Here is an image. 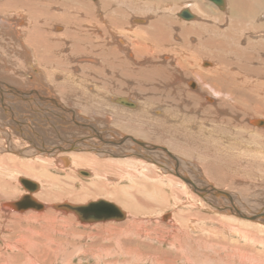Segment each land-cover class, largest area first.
I'll return each instance as SVG.
<instances>
[{
    "label": "bare ground",
    "instance_id": "bare-ground-1",
    "mask_svg": "<svg viewBox=\"0 0 264 264\" xmlns=\"http://www.w3.org/2000/svg\"><path fill=\"white\" fill-rule=\"evenodd\" d=\"M223 2L221 8L215 5L222 12L211 21L207 20L205 4L191 0V7L185 8L193 18L179 16L183 7L176 11L183 23L169 31L168 15L175 13L170 0H0V12L9 15L7 10H11L15 16L10 22L8 15L4 18L0 13V28L19 41L22 49L17 47L15 53L24 60L27 70L23 73L30 83L16 87L0 80V133L5 141L0 146V169L12 168L14 179V186L0 190V213L16 223H47L46 234H65L53 221L58 215L73 213L79 223L74 224L84 229L68 233V240L60 244L51 235L28 228L29 235H19L13 242L0 237L2 249L13 252L15 247L22 254L21 264H39L43 261L35 244L46 246L44 252L55 257L63 253V246L74 245L70 254L92 257L90 264H101L105 258L103 264H120L111 254L123 246L127 258L121 264H135L132 259L141 252L130 248L129 238L134 235L139 237L135 244L145 245L142 252L146 260L173 264L180 257L186 264H197L185 240L189 239L187 229L200 216L197 210L202 208L214 213L209 217L212 225L245 243L254 242L255 247L263 243L264 237L259 240L253 229L264 226V193L259 188L264 184L259 181L249 187L238 183L240 178L231 170L230 161L234 155L239 158L236 163L233 158L235 168L237 163L243 167L244 160L264 166V19L259 14H264V0ZM196 13L200 18L196 19ZM203 30H207L206 36L201 39ZM179 37L180 42H174ZM21 38L34 48L42 46L43 51L36 52L38 57L29 56ZM54 46L59 48L47 55L46 49ZM9 58L4 56L0 61L12 63ZM84 67L95 73L80 75V79L79 68ZM134 89L141 98L130 94ZM161 95L166 105L155 107ZM119 98L133 106L116 100ZM25 157L30 158L25 162ZM50 169L61 171L64 178L48 174ZM129 169H136L137 179L141 176L139 181L132 177L134 191L121 187L122 182L121 186H108L111 183L106 179L114 178L107 174L115 172L112 176L120 179ZM208 169L213 179L207 176ZM78 171L85 174L74 175ZM155 176L168 190L173 186L181 189L183 193L178 192L183 197L174 194L173 204L183 211L161 207L153 195ZM20 179L32 183L31 192ZM20 186L23 191L15 194ZM13 194L15 200L5 201ZM112 194L116 202L102 198ZM23 195L31 196L42 208L15 210L7 204L21 201ZM89 197L116 204L123 217L80 222L77 209L94 201H87ZM157 206L163 211L153 217ZM187 207L189 211H185ZM193 209L197 210L193 213ZM218 215L229 219L228 224H222ZM68 219L60 220L63 230L69 226ZM108 228L115 230L117 237L124 234L127 240L123 243L112 234L104 235ZM198 238L200 242L202 238ZM69 239H79L81 244L84 240L85 244L75 246L78 240ZM226 241L219 243L224 249L217 255L219 264H264L256 249L249 251L245 243ZM154 242L175 247V254L166 249L158 252ZM3 254L0 264H11Z\"/></svg>",
    "mask_w": 264,
    "mask_h": 264
},
{
    "label": "rangeland",
    "instance_id": "rangeland-1",
    "mask_svg": "<svg viewBox=\"0 0 264 264\" xmlns=\"http://www.w3.org/2000/svg\"><path fill=\"white\" fill-rule=\"evenodd\" d=\"M173 1H175V2H173ZM190 1L191 0H170V3L172 4V7L171 8H173V9H175V13L173 14L174 16H172V15H168V21H171V22H169L170 23V26H169V28H167L169 31L170 30H172V26H173V29L175 28V29H179V26H181L179 23H183V19H181L180 17H178L177 15H176V11L178 12V11H180L183 7L185 8V7H191L190 6ZM198 1H200L202 4H205L204 5V9H205V11H206V13H207V20H211L212 21V19L211 18H214L215 16L214 15H216V13H219V12H222V11H220V10H218V8L213 4V3H211L210 1H208V0H198ZM204 1V2H203ZM208 1V2H207ZM206 2V3H205ZM210 2V3H209ZM175 3V4H174ZM185 5V6H184ZM9 8H12V7H10V5H9ZM209 8V10H207ZM214 8V9H213ZM216 8V9H215ZM211 13H210V12ZM219 11V12H218ZM7 12L9 13V15L8 14H5L6 13V11L5 12H0L1 13V15L2 16H4V18H6L7 17V15H8V17L6 18L7 20L8 19H10V22H12L13 20H14V12H12L11 10H7ZM12 13V14H11ZM5 14V15H4ZM197 14V13H196ZM247 14V13H246ZM260 14V18H262V19H264V14L262 13V12H260L259 13ZM0 15V16H1ZM16 15V14H15ZM1 16V17H2ZM14 16V17H13ZM171 16V17H170ZM209 16V17H208ZM214 16V17H213ZM0 17V18H1ZM10 17V18H9ZM178 17V18H177ZM198 18H200V15L199 14H197V16H196V19H198ZM181 19V20H180ZM205 20H206V18H204ZM174 20H176V23H174V24H172L173 23V21ZM186 20H184V22H185ZM187 22V21H186ZM175 24H177V25H175ZM86 28L87 29H90V27L89 26H86ZM167 29H165V30H167ZM206 31L207 30H203L202 31V33H201V35H200V37L199 38H204L205 36H206ZM0 34L3 36L4 35V37H2L1 35H0V58L1 57H4L5 56V58L7 59V57L9 58V57H12L13 58V60L11 59V58H9L8 60L11 62L12 61V63H8V64H6V62L5 63H3V60H1L0 61V76H1V81L2 82H5L6 84H10V85H13V86H15L16 85V87H22L23 85L24 86H26V85H28V84H30L29 83V81H28V79H27V77H26V75L23 73V72H25V69L27 70V68H26V64H24L25 62H24V60L22 59V57L20 56V55H18V54H16L15 53V51L17 50V47L19 48V50L20 49H22V47L19 45V41H15V39L14 38H16L15 36L13 37V36H11V34H7V32L6 31H4V29H2V27L0 28ZM191 37H192V35H190ZM6 37H8V38H6ZM197 37V36H196ZM192 38H194V37H192ZM195 39V38H194ZM180 40H181V38L179 37L176 41H174V42H180ZM21 41H22V43H23V45L25 46L24 48H26L27 49V51L29 52V56H32V57H36L37 56V54H36V52L38 53V52H42L43 50V47L41 46V47H39L38 48V46H36L35 48H36V50H35V48L34 47H32L31 45H29L28 43H26V40H25V42L23 41V38H21ZM7 46V47H6ZM15 46H16V48H15ZM28 47V48H27ZM64 47V49H66L67 48V50H68V46H63ZM59 47L58 46H54V47H51L49 50L48 49H46V53H47V55H49V56H51L53 53H54V50H57ZM54 49V50H53ZM29 50H31V51H29ZM52 51H53V53H52ZM34 52V53H33ZM8 54V55H7ZM13 54H15V55H13ZM32 54V55H31ZM4 55V56H3ZM10 55H12V56H10ZM16 55H18L19 56V59H18V56H16ZM36 55V56H35ZM15 56V57H14ZM17 57V58H16ZM38 57V56H37ZM18 60V61H17ZM35 60V59H34ZM8 61V62H9ZM17 61V62H16ZM36 61V60H35ZM13 62H15L14 63V65L15 64H17L18 65V67H17V65H13ZM37 62V61H36ZM7 65V66H6ZM5 68H4V67ZM9 66H11L12 68H10ZM23 66V67H22ZM205 66V65H204ZM15 67V68H14ZM4 68V69H3ZM7 68V70H5ZM17 68V69H16ZM86 68H89V67H84V68H82L81 70H80V68H79V72H78V74H79V77H80V75L83 77V76H85L86 74H88V73H95V72H93L92 70H90V69H88V70H86ZM17 71H16V70ZM19 69V70H18ZM23 69V70H22ZM2 70V71H1ZM4 70V71H3ZM9 70H11V71H9ZM12 70H13V72H12ZM19 71V72H18ZM22 71V72H21ZM4 72V73H3ZM77 74V75H78ZM4 75H6V76H4ZM15 75L17 76V77H15ZM9 76V77H8ZM25 76V77H24ZM120 76L121 75H118V77L120 78ZM82 77H80V79L82 78ZM11 80H13L12 82L10 81V79ZM26 78V79H25ZM15 82V83H14ZM17 83V84H16ZM23 83V84H22ZM18 85V86H17ZM157 86V88H159V87H161V85H157L156 83L154 84V86ZM114 91V93L113 94H115V90H113ZM136 91V92H135ZM130 94H132L134 97H136V99L137 98H141L140 96H139V92H138V90L136 89H134L133 90V92L131 91L130 92ZM141 94V93H140ZM142 96H144V94L142 95ZM161 97H162V100L160 101V99H158V97H157V100L159 101L158 103H156V104H154V106L155 107H157V106H160V108L161 107H163L164 105H166V103L163 101V96L161 95ZM156 100V101H157ZM167 102H169V101H167ZM163 105V106H162ZM3 133H0V146H4V140H3ZM24 158V157H23ZM27 158H30V157H25V159H23L25 162L28 160ZM189 158V157H188ZM232 159H231V165H230V167H231V170L233 171V173H234V175L236 174V176H239V180L237 181L238 183H240L241 184V182L243 183V185H248L249 187H252V185H254V184H256V183H258L259 181H260V184H264V166H259V164H257L256 165V163L254 164L253 162H251V160H244L245 162H246V164H244V166L242 167V165L243 164H240V163H237L238 165H241V166H239L238 167V165H236V168L235 167H233L234 166V164H232V162H233V158L235 159L236 157H234V155L231 157ZM189 160H192V159H190L189 158ZM236 161H235V163L239 160V158L238 159H235ZM187 161V160H186ZM249 163H248V162ZM8 162V161H7ZM241 163H244L243 162V160L241 161ZM8 164H10V163H8ZM248 164V165H247ZM254 164V165H253ZM262 165H264V161H263V159H262ZM148 166H150V165H148ZM259 168V169H258ZM2 169H4V170H2ZM2 169H0V190L2 189V190H7V188L8 187H12V186H14V179H13V177H11L12 176V168H10V169H8V168H6V167H4V168H2ZM237 169H240V172L239 173H236V171H237ZM11 170V171H10ZM133 170V171H132ZM245 170H247V171H245ZM116 171V170H115ZM132 171V172H131ZM136 171V169H129L128 170V172H124V177L123 178H120V179H117L116 178V176H112V175H114V173L115 172H111L110 174H107L108 176H110V177H112V178H114V180H118L116 183H115V181L113 180V181H109V179L107 180L106 179V183L107 182H110L111 184H109L108 186L109 187H111V185H113V186H121V184H122V186L121 187H124V188H128V190L129 191H134L132 188H131V185L132 184H134V182H132L133 180H136V181H139V179L141 178V176H138V179H137V176L136 177H134V172ZM258 171H259V173H258ZM7 172V173H6ZM49 173L48 174H50V175H54V176H57V177H59V178H64V176H65V174L64 173H62L61 171H56V170H54V169H50L49 171H48ZM146 172V171H145ZM206 172H207V176L210 178V179H213L212 178V172H211V169L209 170H206ZM246 172V173H245ZM261 172V173H260ZM5 173V174H4ZM129 173V174H128ZM3 174V175H2ZM7 174V175H6ZM76 174V176L78 175H80L79 173L77 174V173H75L74 172V175ZM252 174V175H251ZM260 174H262V175H260ZM107 175H106V177H107ZM129 175V176H128ZM244 175V176H243ZM81 176V175H80ZM128 176V177H127ZM241 176H242V178H241ZM250 176V177H249ZM4 177V178H3ZM132 177H133V180H132ZM150 177V176H149ZM156 177V178H155ZM154 178V180H152L154 183H152V181H151V183H152V185H156L157 186V189H156V192H153V195H155L156 196V198H157V201H158V203H160V205H161V207H162V204L164 205V207L163 208H165V209H167V210H169L170 208L171 209H176L175 211H178L179 209H181L180 207H178L177 208V206L175 205L174 206V204H173V202H174V200H175V196H174V194H177V195H179V196H181V197H183V195L180 193V192H178V191H181V189L179 188V187H175V186H173L172 187V189H170V190H168V187H167V185H166V183L165 182H163V181H161L162 179H160V181H157V180H159L158 179V177L157 176H155ZM3 178V179H2ZM129 178V179H128ZM123 179V180H122ZM256 179V180H255ZM261 179V180H260ZM243 180H245V184H244V181ZM12 181V182H11ZM148 181H149V179H148ZM241 181V182H240ZM250 181V182H249ZM10 182V183H9ZM119 182V183H118ZM120 182H122V183H120ZM150 182V181H149ZM255 182V183H254ZM262 182V183H261ZM129 183V184H128ZM138 183V182H137ZM150 183V184H151ZM8 184H10V185H8ZM62 184V183H61ZM108 184V183H107ZM125 184H126V187H125ZM160 184V185H159ZM252 184V185H251ZM7 187H6V186ZM219 186H220V184H218ZM19 186V185H18ZM156 186H154V188H156ZM163 186V187H162ZM264 185H262V187H263ZM6 187V188H5ZM162 187V188H161ZM20 188V189H19ZM151 189L150 190H153L154 188H152V187H150ZM262 191H263V193H264V188L262 189L261 187H259ZM17 190H22L23 191V189L21 188V186L20 187H18L17 189H15L14 190V193L16 194V192H17ZM167 190L169 191V192H167ZM257 190H259L258 188H257ZM131 191V192H132ZM164 191V192H163ZM175 191L176 193H173V192ZM182 192V191H181ZM155 193V194H154ZM164 193V194H163ZM183 193V192H182ZM165 195V196H164ZM110 196V195H109ZM158 196V197H157ZM163 196V198H164V200L161 198ZM96 197V196H95ZM94 197V198H95ZM141 197V196H140ZM7 198V199H6ZM5 198V201H10V200H15V198H16V196L13 194V196L11 195L10 197H6ZM10 200H9V199ZM94 198H92V197H89V199L87 200V201H89V200H94ZM96 198H98V197H96ZM102 198H105V199H107V200H110V201H114V202H116L115 200H114V195L112 194V196H110V198L108 197V196H103ZM144 198V200L145 201H150V200H148L146 197H143ZM147 199V200H146ZM168 199V200H167ZM1 200H3V199H0V201ZM162 200V201H161ZM60 202V201H59ZM165 202V203H164ZM173 204V205H172ZM159 205V204H158ZM170 205V206H169ZM158 207H160V206H157V208L155 207L153 210H152V214L151 215H153V217H155V216H157L156 214H158V212L159 211H163V208H158ZM182 210V209H181ZM190 209L187 207V208H185V211H189ZM195 210H197V209H193V210H191V212H193L194 213V211ZM206 209H203L202 208V210H197V211H199L198 212V214L200 215V216H197V219H196V222H192L191 224H192V226L191 227H189L188 229H187V231H188V236H189V239L188 240H185V244H186V246H187V249H188V251L191 253V256L193 257V258H195V261H196V263L197 264H219L218 263V261L216 260V259H218V253L219 254H223V252H224V249L222 250L221 249V247L219 246L221 243H223L224 244V241H226V242H229V241H232V242H234V244H236L237 245V243L239 244V245H242V244H244L245 243V241H243L241 238H237L235 235H231V234H229V233H227V232H225L224 230H222V229H220L217 225H212L211 224V219H209V217L210 216H212V215H214V213H212V212H208L207 210L205 211ZM183 211V210H182ZM201 213V214H200ZM211 213V214H210ZM202 216V217H201ZM219 216V215H218ZM179 217H181L180 215H178V218ZM220 217V219H222V220H220L221 221V223L222 224H228V220L229 219H226V218H221V216H219ZM62 218H69L68 220V224H69V226L67 227V229H64L63 230V228H62V221H60ZM55 219H56V221H53V225L55 226V228L58 230V231H65L66 233L65 234H55V233H47V234H49V236H50V238H52L53 239V241L54 242H59L60 244H63L64 242H66L67 240H68V237L71 235V234H68V233H71V232H73V230H76L77 229V231H79V230H83L84 231V229L82 228V226L81 225H76V224H74L75 222L77 223V224H79L78 222H77V220H76V217H75V215L73 214V213H70L69 215H68V213H66V215H64V214H62V215H58V216H56L55 217ZM54 219V220H55ZM179 220H181V222H182V218H179ZM8 221V222H7ZM10 221V222H9ZM73 221V223L71 224V222ZM198 221H199V223L200 222H202L203 221V223H201V224H199L198 223ZM205 221V222H204ZM30 221H21L20 223H16V221H14L13 219H11V217L10 216H8V217H4L3 216V214H1L0 213V237L1 238H4L5 239V241L6 242H13V241H15V240H18L19 239V235H29L30 233L29 232H27L26 230L29 228V229H33L34 231H37V233H39V234H42V235H47L46 234V232H47V223H43V222H40V223H38V221H34L33 220V222L31 221L30 223H29ZM230 222V221H229ZM5 223H6V225H5ZM206 223V224H205ZM71 224V225H70ZM200 226H199V225ZM205 224V225H204ZM229 224H231V223H229ZM24 225V226H23ZM25 225H27L26 227H25ZM9 226V227H8ZM75 227V226H77V227H75V228H73V227ZM197 226V227H196ZM208 226V227H207ZM251 226L250 225H246V228L250 231V229L252 228H250ZM197 228V229H196ZM212 228V229H211ZM10 229V230H9ZM12 229V230H11ZM2 230V231H1ZM191 230V231H190ZM254 231H255V233L257 234V237L259 236L260 237V239L259 240H261L263 237H264V226L263 227H261L260 229H253ZM89 231V229H87V231L86 232H88ZM115 230H113V229H110L109 230V228H108V230H107V232H105L104 233V235H107V234H112L116 239H119V238H121V240L123 241V243H124V241L125 240H127V238H126V236L124 235V234H121V236H119V237H117L118 236V233L115 231ZM206 231V232H205ZM3 233V234H2ZM38 234V235H39ZM38 235H34V239H36L37 241H39V243L40 244H43L44 243V240L43 239H41V238H39V236ZM213 236V237H212ZM216 236V237H215ZM223 236V237H222ZM138 237V236H137ZM136 236H134V235H132V237L131 238H129V240H130V243H131V245H130V248H133V247H136L137 249H140V252H141V255H138V256H135L134 257V259H132V263H135V264H154L155 263V260H152L151 259V261L150 260H146V259H144V253L142 252V251H144L145 250V245H142V244H140L139 246H138V244H135L134 242L136 241V240H138L139 239V237L137 238ZM198 237H200V238H202L201 239V241L200 242H198L197 240L199 239ZM114 238V239H115ZM133 238V239H132ZM15 239V240H14ZM40 239V240H39ZM225 239V240H224ZM77 240H78V242H77ZM242 240V241H241ZM69 241H71V242H77V244L75 243V246L76 245H84L85 244V241L83 240V241H81L83 244H81L80 243V241H79V239H73V241H72V239H69ZM205 241V243L203 244V242ZM42 242V243H41ZM90 242V241H89ZM113 242V244H115V241H112ZM221 242V243H220ZM263 243L261 244V243H259V244H257L256 245V247L255 246H253V245H255V243L254 242H251V241H247L246 243H245V246H246V249H249V251L251 250V251H255V249H256V251H259V254L261 253V255H263V258H264V238H263V241H262ZM0 255L2 254V253H4L3 255L6 257V258H8V259H6L5 261H6V263H10V261H11V264H16V263H18V264H21V261L20 260H22V254H21V252L20 251H16L17 249L15 248V247H13L14 248V250H13V252H11V251H7L5 248L4 249H2V241H0ZM106 243H108V242H106ZM220 243V244H219ZM112 244V245H113ZM123 245V244H122ZM163 245V246H162ZM251 245V246H250ZM260 245V246H259ZM36 246V247H35ZM35 249H36V254H40L39 255V257H40V259L43 261V262H40L39 264H66V262L65 261H69V262H71V263H73V264H90V263H93V258L92 257H90V258H79V257H75V256H72L71 254H70V247H73L74 245H71L70 247H65V246H63L64 248H65V250L63 251V253H61V255L60 256H56L55 257V255L53 254H51L50 255V253H48V252H44L45 251V248H46V246H43V245H40V247H37V244H35ZM121 246V245H120ZM153 246L154 247H159L160 249H158V252H161V250H168L169 252H171V253H173V254H175V252H176V248L175 247H172V246H167L166 244H165V242H163V243H157V242H154V244H153ZM210 247H212L211 249H210ZM213 247H215V248H213ZM207 248H209V249H207ZM41 249V250H40ZM43 249V250H42ZM68 249V250H67ZM114 251L112 252V254H111V257H113V259H115V260H117L116 262H120V264H121V261H122V259L123 258H125L126 257V255L124 254L125 252V250L126 249H123V246L122 247H120V249L118 250V251H116L115 249H113ZM208 250V251H207ZM212 250H215V251H217V253H214ZM41 251H43V252H41ZM127 251V250H126ZM263 251V252H262ZM124 252V253H123ZM193 252V253H192ZM201 252V253H200ZM210 254H209V253ZM7 253V254H6ZM13 254V255H12ZM198 254V255H197ZM43 255V256H42ZM209 256L210 257V260L208 261V260H206V257L205 256ZM42 256V257H41ZM63 256H64V258H63ZM11 257V258H10ZM141 257V258H140ZM15 258V259H14ZM43 258L45 259V260H43ZM60 258H62V259H60ZM127 258V257H126ZM140 258V259H139ZM204 258H205V260H204ZM105 259H107V258H105ZM105 259H104V261H105ZM211 260H213V261H211ZM104 261H102L101 262V264H103V262ZM134 261V262H133ZM136 261V262H135ZM142 261V262H141ZM144 261V262H143ZM122 264H124L123 262H122ZM156 264V263H155ZM173 264H186L185 263V261H183V259H181L180 257L178 258V259H176V260H174V262H173Z\"/></svg>",
    "mask_w": 264,
    "mask_h": 264
},
{
    "label": "water",
    "instance_id": "water-1",
    "mask_svg": "<svg viewBox=\"0 0 264 264\" xmlns=\"http://www.w3.org/2000/svg\"><path fill=\"white\" fill-rule=\"evenodd\" d=\"M212 2L217 7H222L224 4V0H208ZM179 16L184 19H191L193 18V14L185 8L182 9L179 13ZM127 106H133L130 102L126 100H122V98L116 99ZM79 174H85L83 171H78ZM20 182L24 186L26 190L31 192L33 185L31 182L20 179ZM23 199L21 201H13L7 203L12 209L15 210H22L27 207L34 208V209H41L42 205L37 203L35 199H33L29 195H23ZM63 206H67L68 209H73V206H69V204H64ZM62 205H53L55 208L63 207ZM80 209V210H79ZM77 218L80 222H94L96 220H105V219H114L119 220L123 217L122 212L116 206V204L103 200V199H96L94 201H89L83 206H79L77 209Z\"/></svg>",
    "mask_w": 264,
    "mask_h": 264
}]
</instances>
